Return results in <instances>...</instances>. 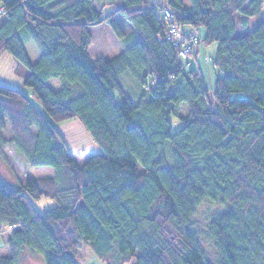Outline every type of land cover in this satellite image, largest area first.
<instances>
[{
  "label": "trees",
  "instance_id": "obj_1",
  "mask_svg": "<svg viewBox=\"0 0 264 264\" xmlns=\"http://www.w3.org/2000/svg\"><path fill=\"white\" fill-rule=\"evenodd\" d=\"M118 2L104 16L97 0H0V55L27 69L24 85L40 105L0 85V154L8 123L29 164L55 171L16 189L0 177V225L17 228L0 264H18L24 249L46 264H78L83 244L107 264H264V0ZM157 6L182 33L198 32L189 58L168 39ZM118 17L133 25L135 44L94 59L91 27L107 24L127 42ZM202 46L217 47L215 102L201 71L185 68ZM128 73L140 86L136 103L121 84ZM54 79L59 91L47 85ZM183 105L188 115L177 112ZM173 116L183 123L175 132ZM77 119L100 149L83 165L57 141V127ZM42 199L57 205L41 213L33 201ZM206 201L224 207L207 227L215 261L192 219Z\"/></svg>",
  "mask_w": 264,
  "mask_h": 264
},
{
  "label": "rangeland",
  "instance_id": "obj_2",
  "mask_svg": "<svg viewBox=\"0 0 264 264\" xmlns=\"http://www.w3.org/2000/svg\"><path fill=\"white\" fill-rule=\"evenodd\" d=\"M118 0H97L96 6L99 8L100 6H103L104 8V16L107 14H110L115 11L117 8ZM117 20L120 21L123 30L126 32H132L134 30L133 25L128 21L123 19L122 17H118ZM257 19L254 18L252 20L253 26L256 25ZM132 29V30H131ZM189 30V29H187ZM90 31L92 32L93 39L92 44L89 48V52L92 54V57L96 59L97 57H112L117 56L118 52L114 50L115 46L118 45V38L115 37L113 32L110 30L109 26L107 24L105 25H99L91 27ZM194 31V35L198 34L197 31ZM204 31V30H203ZM202 31V32H203ZM110 34L112 35V39L110 38ZM33 41L30 42L29 49L31 51L30 56L31 59L34 61L38 57L36 55L38 53H34V47L37 48L36 45H34ZM203 48L202 52L197 57H193L189 61V65L185 66L186 70H197L198 72H202L203 78L207 85L208 90V97L210 101H214V84L216 81V73L214 69L211 68V63L213 61V54H215V48L214 46L209 47V49ZM33 50V51H32ZM11 57V56H10ZM7 57L0 56V74L3 73V76H0V81L2 79V83L6 85H15L17 87H21L24 89V93L28 98H30L31 102L35 104L37 107L40 108V105L36 98H33L32 96V89L25 86L24 82L26 78L25 74H28L29 72L25 67L21 66H13L12 62L6 67L10 70L11 74L4 73V68L1 66L3 64V61ZM189 58V57H188ZM17 63V62H16ZM185 64H187L184 61ZM18 64V63H17ZM6 70V69H5ZM5 74V76H4ZM25 76V77H24ZM121 84L126 92V94L130 95L132 101L134 103L138 102L139 100V90L140 86L136 81L134 80L133 76L128 73L122 76L121 78ZM3 85V84H0ZM47 85L51 87L54 91H59L61 89V84L58 79L50 80L48 81ZM114 95L116 97L117 102H120V95L117 92H114ZM188 107L186 105H183L182 107H179L177 112L181 115H188ZM171 124H173V130L178 131L183 127V123L181 121L174 117L171 119ZM61 139H57L58 144L62 145L65 144L69 150L72 151V153L75 155V159L78 161V164L83 165L90 155H95L100 153V149L95 144L93 138L91 137L89 131L84 127L82 121L80 119L73 120L70 122H67L65 124H61L57 127ZM33 135L36 134L37 130L36 128L31 129ZM3 136L7 142V144L4 146L3 151V157H6L8 163L13 167V169L21 173V178L25 179L26 176L37 179V178H48L53 177L55 175V171L51 167H32L25 156L18 151L15 144L12 142L13 133L11 131L10 125L7 123L6 127L3 129ZM61 143V144H60ZM166 148L165 153L166 156H168L169 159H171V151L169 148H171V145L169 142H166ZM0 156V174L4 178L9 179V174L4 168L5 163L3 162V159ZM171 161V160H170ZM172 164V161H171ZM33 205L37 208L38 211L41 213L46 212L50 208L56 206V202L52 199L49 200H38L33 201ZM224 210V207L221 205L212 203L211 201L204 202L198 209V212L196 215L192 218L194 222V229H196V232L198 233L199 240H201L202 245L204 249L206 250L207 257L209 260L215 261L216 258V251L213 247V242L211 239L208 238V225L210 224V221L214 219L215 216L220 214ZM1 238V237H0ZM7 238L6 236H2L1 238V245H0V255H10V249L6 246ZM5 245L4 247H2ZM115 254V253H114ZM116 255V254H115ZM78 264H107V262L101 261L96 255L93 254L92 250L87 246L83 244V247L78 251ZM19 262L18 264H46L45 263V257H43L42 254H38L34 252L33 250L24 249L20 251L19 253ZM126 264H133V261Z\"/></svg>",
  "mask_w": 264,
  "mask_h": 264
},
{
  "label": "crops",
  "instance_id": "obj_3",
  "mask_svg": "<svg viewBox=\"0 0 264 264\" xmlns=\"http://www.w3.org/2000/svg\"><path fill=\"white\" fill-rule=\"evenodd\" d=\"M104 10V9H103ZM132 30V29H131ZM113 32V31H112ZM189 32L191 33V30H189ZM193 32V31H192ZM127 34H128V40H127V42H122V41H120V40H117L118 42V45L117 46H115V48H114V50H116L117 52H118V54H117V56H119V55H121V54H123L124 52H125V49L127 48V46H128V44L129 45H134L135 44V42H136V31L135 30H132V32H131V34H130V32H126ZM203 33L204 32H202V30L199 32V35L201 36V35H203ZM114 34V33H113ZM110 38L112 39V35L110 34ZM33 40L31 39V40H27V42H26V44L25 45H27V49H28V53H29V56H30V53H31V51H30V49H29V44H30V42H32ZM33 43H34V41H33ZM32 43V44H33ZM34 45H35V43H34ZM37 46V45H36ZM202 50H203V48H201V49H199V54L202 52ZM33 51V50H32ZM90 51V50H89ZM207 51V50H206ZM34 53L36 52V53H38L37 55H36V57H38L37 59H35L34 60V62H37V61H39L40 60V58H41V55H40V51H39V49H38V47L37 48H35L34 47V51H33ZM0 56H2V57H7V58H5V60L3 61V64L1 65L3 68H4V73L6 72V73H8L9 72V74H11V72H10V70L8 69V67H6V65H8V64H10L11 62H12V64H13V66H18V64L16 63V60L11 56V55H9L8 53H3V54H1ZM11 56V57H10ZM117 56H112V57H106L107 59H114V58H116ZM199 56V55H198ZM105 58V57H104ZM6 69V70H5ZM202 73V72H201ZM3 76V73H1L0 74V76ZM1 76V77H2ZM4 76H5V74H4ZM25 76H27V74H25ZM24 76V77H25ZM202 76H203V74H202ZM25 79V78H24ZM22 83H24V82H22ZM0 84H3L4 86H6V87H8V88H14V89H17V90H20V91H24V89H22L21 87H17V86H15V85H6V84H4V83H2V79H1V81H0ZM0 156L2 157L1 159H3V162L5 163V166H4V168H6V170H7V172H8V174H9V179H7V178H4L3 176H1V174H0V177L2 178V179H4V180H6V182L8 183V184H10L13 188H18V187H20L21 185H26V182H27V179L29 178L28 176H26V178L25 179H22L21 178V173L20 172H18V170H14L13 169V167L10 165V163H8L7 161H5V160H7L6 159V157H3V155H1L0 154ZM5 245H3L2 247H4ZM0 256H4V257H8V255H0Z\"/></svg>",
  "mask_w": 264,
  "mask_h": 264
},
{
  "label": "built area",
  "instance_id": "obj_4",
  "mask_svg": "<svg viewBox=\"0 0 264 264\" xmlns=\"http://www.w3.org/2000/svg\"><path fill=\"white\" fill-rule=\"evenodd\" d=\"M156 12L158 13L159 17L164 23L165 28L167 29L168 39H172L175 42L176 47L180 49L179 53L182 58H188L191 52L200 43L199 38L192 32L187 34L182 33L170 9L157 6ZM6 16L7 14L5 13V10L3 8H0V21H3ZM15 229L17 228L0 225V237L2 238V236H7L12 230Z\"/></svg>",
  "mask_w": 264,
  "mask_h": 264
}]
</instances>
